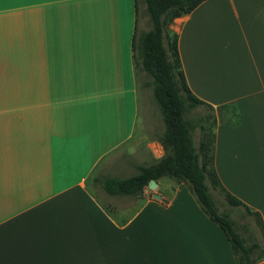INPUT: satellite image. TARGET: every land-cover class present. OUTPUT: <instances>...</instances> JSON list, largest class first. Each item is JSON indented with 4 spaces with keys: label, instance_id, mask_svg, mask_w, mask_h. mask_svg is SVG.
Wrapping results in <instances>:
<instances>
[{
    "label": "crops",
    "instance_id": "0c3cea01",
    "mask_svg": "<svg viewBox=\"0 0 264 264\" xmlns=\"http://www.w3.org/2000/svg\"><path fill=\"white\" fill-rule=\"evenodd\" d=\"M135 23L134 0H0V264H238L186 183L91 187L164 156L139 122ZM168 31L216 175L264 224V0H205Z\"/></svg>",
    "mask_w": 264,
    "mask_h": 264
},
{
    "label": "trees",
    "instance_id": "16d2710c",
    "mask_svg": "<svg viewBox=\"0 0 264 264\" xmlns=\"http://www.w3.org/2000/svg\"><path fill=\"white\" fill-rule=\"evenodd\" d=\"M203 1L134 0L136 23L131 45L132 58L137 75L146 78L141 82L142 87L151 91L152 100L161 115L163 132L158 139L164 149V156L151 166L139 167L137 173L130 177H101L95 182L109 196H141L149 181L157 182L162 177L186 183L203 212L225 234L237 263L255 264L252 254L258 244H247L246 239L236 231L229 215L219 212L210 188L223 192L225 202L230 207H242L245 213L255 216L263 241L264 224L258 214L252 213L222 187L214 170V133L200 125L202 140L197 147L194 146L193 124L186 114L190 109L205 104L189 91L181 71L177 36L168 31L174 19L189 14ZM140 4L145 6L151 24L148 31L138 28Z\"/></svg>",
    "mask_w": 264,
    "mask_h": 264
},
{
    "label": "rangeland",
    "instance_id": "374dc122",
    "mask_svg": "<svg viewBox=\"0 0 264 264\" xmlns=\"http://www.w3.org/2000/svg\"><path fill=\"white\" fill-rule=\"evenodd\" d=\"M138 28L141 31H148L151 28L148 15L145 11V6L140 4L138 12ZM146 80L144 75H139L140 82V105H139V122L148 126L152 130V134L157 135L162 130L163 123L160 112L154 104L149 89L143 88L141 82ZM187 119L193 124L192 137L196 145L202 140V132L199 128L200 125L206 127V131L212 132L214 130V123H212V113L205 107L198 106L190 109L187 114ZM91 187L97 192H102L100 187L95 183L91 184ZM210 193L214 200V203L219 212L226 213L234 221L236 231L246 239L247 244L256 243L257 248L253 249L252 258L255 260V264H264V241L261 228L255 216L245 213L242 207L233 208L226 204L224 199V193L219 189L212 190Z\"/></svg>",
    "mask_w": 264,
    "mask_h": 264
},
{
    "label": "water",
    "instance_id": "95a60500",
    "mask_svg": "<svg viewBox=\"0 0 264 264\" xmlns=\"http://www.w3.org/2000/svg\"><path fill=\"white\" fill-rule=\"evenodd\" d=\"M156 186H157L156 182L154 180H151L148 183L147 189L149 191H153V190H155ZM153 198L156 199V200H162L161 197L159 195H157V194H155L153 196Z\"/></svg>",
    "mask_w": 264,
    "mask_h": 264
}]
</instances>
